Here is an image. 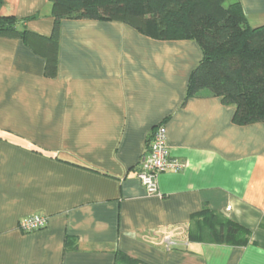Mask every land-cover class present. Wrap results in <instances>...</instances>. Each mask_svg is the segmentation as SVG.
<instances>
[{"label": "crops", "instance_id": "0c3cea01", "mask_svg": "<svg viewBox=\"0 0 264 264\" xmlns=\"http://www.w3.org/2000/svg\"><path fill=\"white\" fill-rule=\"evenodd\" d=\"M235 1L264 25V0ZM0 13L52 34L50 0H4ZM202 56L195 40L63 19L48 77L44 56L0 36V264H264V122L236 124L235 107L209 91L185 101ZM160 123L184 166L150 195L137 173ZM206 207L248 242L191 238ZM31 214L47 225L21 231Z\"/></svg>", "mask_w": 264, "mask_h": 264}, {"label": "trees", "instance_id": "16d2710c", "mask_svg": "<svg viewBox=\"0 0 264 264\" xmlns=\"http://www.w3.org/2000/svg\"><path fill=\"white\" fill-rule=\"evenodd\" d=\"M4 0H0V8ZM53 31L43 36L0 13V36L23 39L47 59L46 75H57L61 21H118L159 40H195L203 56L192 71L185 101L209 91L235 107L234 122H264V25L251 27L238 1L225 0H50ZM30 18L23 20L27 21ZM191 238L246 244L250 231L209 208L195 215ZM123 264H135L125 256Z\"/></svg>", "mask_w": 264, "mask_h": 264}, {"label": "built area", "instance_id": "2783aa9c", "mask_svg": "<svg viewBox=\"0 0 264 264\" xmlns=\"http://www.w3.org/2000/svg\"><path fill=\"white\" fill-rule=\"evenodd\" d=\"M184 164L173 158L167 143V128L164 123L156 126L155 132L150 142V147L145 152L139 162L137 177L146 188L147 193L155 195L159 193L158 177L167 171H177ZM230 206H228V209ZM48 218L42 214H31L22 218L19 222V229L29 233L40 230L47 225ZM162 243L170 246L172 241V232H166L161 237Z\"/></svg>", "mask_w": 264, "mask_h": 264}, {"label": "rangeland", "instance_id": "374dc122", "mask_svg": "<svg viewBox=\"0 0 264 264\" xmlns=\"http://www.w3.org/2000/svg\"><path fill=\"white\" fill-rule=\"evenodd\" d=\"M230 3H232V0H225L223 4L228 6Z\"/></svg>", "mask_w": 264, "mask_h": 264}]
</instances>
